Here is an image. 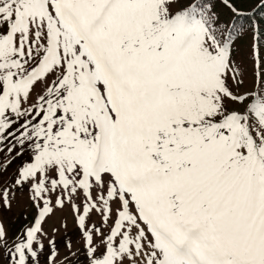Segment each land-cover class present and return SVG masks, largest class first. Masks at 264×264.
Wrapping results in <instances>:
<instances>
[{
  "label": "snow or ice",
  "instance_id": "obj_1",
  "mask_svg": "<svg viewBox=\"0 0 264 264\" xmlns=\"http://www.w3.org/2000/svg\"><path fill=\"white\" fill-rule=\"evenodd\" d=\"M217 19L204 0H0V142L24 117L33 158L15 184L44 200L10 264L37 258L49 185L84 193L81 227L115 213L100 256L84 233L90 264H264V71L233 91L239 36Z\"/></svg>",
  "mask_w": 264,
  "mask_h": 264
},
{
  "label": "rangeland",
  "instance_id": "obj_2",
  "mask_svg": "<svg viewBox=\"0 0 264 264\" xmlns=\"http://www.w3.org/2000/svg\"><path fill=\"white\" fill-rule=\"evenodd\" d=\"M261 0H232L234 6L241 11L250 10ZM210 5V10L217 16V26L224 28L232 23L233 14L227 8L222 0H204ZM253 26H244L241 28L233 50V60L241 72L240 79L243 84L236 88L230 80L229 84L233 91L244 92L252 89L256 85V73L264 71V41H259L257 48H253L254 41L251 36ZM259 49L260 61L256 63L255 52ZM53 76H49L47 81H41L31 90L27 101H22V108H29L36 103L37 97L43 95L47 84L51 82ZM229 109L237 105L229 103ZM14 126L11 127L12 135L8 136L3 142H0V189L5 187L10 190V204L0 205V226L6 233L4 241H0V264H10L9 257L6 255L19 238L25 235L26 229L34 226L39 218L40 209L44 205V200H33L32 181H25L21 185L15 184L19 169L26 163H31L33 152L28 146L30 142H25L23 146L16 143L17 137L22 131L21 125L24 123V117L17 118L13 114L11 117ZM39 118L33 120L38 123ZM7 131V130H6ZM12 153L7 151L9 146H13ZM20 152L17 156L16 153ZM53 176V173H49ZM99 188L92 190V196L99 193ZM45 198L52 208V212L45 214L40 222L41 231L37 234V241L34 242L37 258L33 264H90L92 257L88 255L84 233L91 231L93 236L92 247L96 249V256H100L105 250V237L110 234L113 226L112 218L104 221L101 214L91 210L85 216L84 226L78 223V215L83 214V206L87 202L84 193L78 189L77 194H73L69 199L65 195L64 189L58 187L52 190L49 185V191L44 193ZM63 199V205L56 204L57 198ZM75 205V208L73 207ZM115 208V205H112ZM94 228H99L100 233H96ZM127 264V261L125 262Z\"/></svg>",
  "mask_w": 264,
  "mask_h": 264
},
{
  "label": "trees",
  "instance_id": "obj_3",
  "mask_svg": "<svg viewBox=\"0 0 264 264\" xmlns=\"http://www.w3.org/2000/svg\"><path fill=\"white\" fill-rule=\"evenodd\" d=\"M257 15L259 17L258 25L260 29L264 31V3L260 5ZM244 20H245V16H241L240 21H244Z\"/></svg>",
  "mask_w": 264,
  "mask_h": 264
}]
</instances>
